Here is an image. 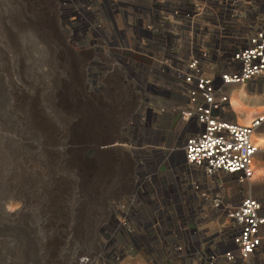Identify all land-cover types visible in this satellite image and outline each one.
Segmentation results:
<instances>
[{
    "label": "rangeland",
    "instance_id": "rangeland-1",
    "mask_svg": "<svg viewBox=\"0 0 264 264\" xmlns=\"http://www.w3.org/2000/svg\"><path fill=\"white\" fill-rule=\"evenodd\" d=\"M153 1L0 0V49L8 55L0 58V264H79L81 260L86 264H207L197 261V249L165 245L173 242L172 236L153 230L151 198L139 196V156L160 157L139 154V117L145 113L141 92H149L139 84L144 76L139 62L154 48L142 43L148 36L140 29L142 23L155 21ZM43 23L46 32L38 28ZM64 86L74 97L68 103ZM35 93L61 133L89 142L87 147L71 142L61 147V185L70 193L64 195L68 208L60 205L57 219L56 212L44 206L47 196L31 199L43 183L50 184L47 173L27 167L33 180L26 188L14 179L27 163L24 150L34 164L43 160L40 136L24 131L23 112L16 109L17 97L32 98ZM231 97L236 102L230 117L244 125L264 104V94L255 93L251 84L233 88ZM151 103L164 138L158 146L168 150L162 153L160 165L155 161L151 165H157L153 173L159 182L168 176L166 157L179 161V156H173L178 119L170 111V101L160 98ZM81 104L83 109L78 111ZM81 119L91 123L90 130L80 124ZM80 148L83 151L74 155ZM77 158L92 164L96 174L80 176ZM69 163L75 166L68 167ZM255 177L253 196L264 202L263 163ZM250 264H264V247Z\"/></svg>",
    "mask_w": 264,
    "mask_h": 264
},
{
    "label": "built area",
    "instance_id": "built-area-1",
    "mask_svg": "<svg viewBox=\"0 0 264 264\" xmlns=\"http://www.w3.org/2000/svg\"><path fill=\"white\" fill-rule=\"evenodd\" d=\"M153 2L155 21L140 29L154 48L139 62V84L149 90L141 92L139 154L162 160L139 156V196L151 198L153 230L172 236L165 245L197 249L207 264H250L264 247V202L253 196L264 164L253 137H264V104L244 125L230 117L231 91L251 84L264 94V0ZM160 98L178 119L179 161L167 156L168 176L157 182L153 172L168 152L158 146L164 138L150 106Z\"/></svg>",
    "mask_w": 264,
    "mask_h": 264
},
{
    "label": "bare ground",
    "instance_id": "bare-ground-1",
    "mask_svg": "<svg viewBox=\"0 0 264 264\" xmlns=\"http://www.w3.org/2000/svg\"><path fill=\"white\" fill-rule=\"evenodd\" d=\"M35 27H36V25H35ZM38 28L43 30V32H46L44 23L38 25ZM13 36L11 37V42H13L12 49H15L17 45L15 42L16 39ZM44 40H45V38H44ZM50 42H51V38H50ZM6 53H7L6 50L0 49L1 60H5L8 57V55ZM64 87H65V93L64 94H66V95L63 98L67 100V101H65V103H68V102H70L68 98L73 97V94L70 95V97H69L68 94H69L70 89L68 90L69 87H66V86H64ZM73 93H74V91H73ZM37 96L39 97V95L37 93H35V96H33L32 98L31 97L26 98L24 95H20L19 97H17L18 105H17L16 109H17V111L22 110V112H23V116H24V120H25V123L23 125L24 131L30 133V130H32L35 134L40 136L41 142H42L41 143V145H42L41 151L42 152H41L40 159H43V160H40L39 163L34 164L33 158L26 156V152L24 150L22 153V158H24V160L27 161V163L24 166H20V172L18 173L17 177L14 176L15 177L14 179L16 182H18L23 187L25 185V188H26V187L31 186L29 182L31 180H33L32 175H29L30 171L28 170L27 167L31 166L32 169L36 168L37 173H39V174L47 173V175L51 179L50 184L47 187H45L44 183H43L41 190H38L35 193V196H33L31 199L34 200L36 197L37 198L39 197V199H41L42 195L47 196L48 200L45 199V200H47V204L44 206L47 209L55 211L56 212V213L54 212L56 214L55 219H57V217L60 213V211L58 209V208H60L59 206L61 205V207H67L68 208V206L64 204V198H65L64 195H68L70 193V192L68 193L69 190L67 191L66 187H63L61 185L62 180L60 179L59 170H60L62 160L64 158V156H63L64 154L61 152V147H63L64 145H66L69 142H71L73 145H78L81 147H87V145H89V142L87 141V139H84L83 137H80V136L68 137V136L64 135L63 133H61L58 130V128L55 126L54 122H52V120L50 118H48L47 113H46L47 111H45L46 107L43 104H41L40 97L38 98ZM49 96H51V95H48V97ZM42 97H44V96H42ZM54 98H56V95H53L50 99L53 100ZM58 100H59V97H58ZM48 101H49V99H48ZM232 102L234 104L236 102V99L233 98V100H232V97H231V106H233ZM55 104L56 103H54V102L51 103V105H55ZM22 105H23V107H22ZM260 108L254 111L255 114H253V116L261 113L262 109H260ZM82 109H83V104H81L79 106L78 111L82 110ZM51 111H54V110H51ZM64 112L67 116L66 119H69V113H68L66 107H65ZM241 117L244 120V118H245L244 113H241ZM83 120L84 119L80 120V124L85 129L90 130L91 129V123L89 122L87 124H84ZM71 121L72 120H68L67 123H71ZM253 137L255 140H257L258 145L262 147L264 144V137H261L258 135H255ZM82 151H83V149L80 148L79 150H77V152H73V154L79 155ZM175 155H178V154H175ZM77 159H79V158H77ZM79 161H80V159H79ZM85 161L86 162L80 161V164L78 163V165H76L77 166V172L80 174V176H84L85 178H91L92 174L94 175L96 173L93 170L92 164L89 165L88 161L87 160H85ZM67 166L72 167L75 165L73 163H69V165H67ZM21 171H22V174H21ZM9 183L11 185L12 180ZM86 186H87V184H86ZM87 188H85V189H87ZM27 191L30 192V189H27ZM35 203L36 202H34V204ZM50 213H52V212H50ZM79 264H86V261L81 260V262Z\"/></svg>",
    "mask_w": 264,
    "mask_h": 264
}]
</instances>
